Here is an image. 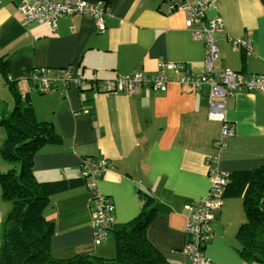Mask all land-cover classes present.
<instances>
[{
	"label": "crops",
	"instance_id": "1",
	"mask_svg": "<svg viewBox=\"0 0 264 264\" xmlns=\"http://www.w3.org/2000/svg\"><path fill=\"white\" fill-rule=\"evenodd\" d=\"M84 1L102 17V31L86 15L64 16L55 30L46 24L23 26L16 3L0 0V59L6 61L8 81L13 82L4 75L7 88L24 93L19 99L30 104L34 120L52 123L60 136L58 144L43 147L33 159L38 181L68 182L51 195L46 210L47 220L55 224L51 254L58 259L83 252L108 257L110 229L99 245L92 242L91 214L97 198L112 204L113 228L137 217L147 196L156 209L146 229L148 241L167 264H185V205L208 195L210 168L233 175L264 166V97L244 89L226 97L224 122L234 135L224 138L218 149L215 142L224 122L208 116L207 86L179 83L174 73L165 71L169 82L164 92L148 86L132 95L99 92L103 81L135 70L151 74L162 63L203 73L206 49L192 38L182 12L168 14L160 8L165 0ZM211 1L201 19L219 17L223 25L216 36L219 58L214 73L264 74V0ZM238 39L250 42V52L232 44ZM66 69L82 76L81 84L59 80ZM39 70L46 71L44 78L55 79L53 90H30ZM12 105L0 79V122L11 114ZM4 138L0 125V147ZM86 159L85 167L106 164L90 190L86 182L74 180ZM10 168L0 155V173ZM1 193L0 186V232L10 211ZM242 194L237 186H229L210 226L213 237L204 255L215 264H264L244 261L229 240L232 234L223 228L230 225L225 223L229 216L244 217Z\"/></svg>",
	"mask_w": 264,
	"mask_h": 264
},
{
	"label": "trees",
	"instance_id": "2",
	"mask_svg": "<svg viewBox=\"0 0 264 264\" xmlns=\"http://www.w3.org/2000/svg\"><path fill=\"white\" fill-rule=\"evenodd\" d=\"M5 62L0 59L3 76H7ZM6 79L13 84L8 76ZM14 96L16 106L0 122L5 131L0 155L13 166L6 173H0L2 199L10 204V211L1 224L0 264H167L146 237V229L156 212L147 196L137 217L109 228L114 236V258L105 259L87 252L66 259L52 256L55 224L47 220L44 210L51 204V195L68 182L38 181L33 172V159L43 147L58 144L60 136L52 123L34 120L30 104L21 102L16 91ZM224 124L231 127L227 122ZM74 180L86 182L81 177ZM229 183L226 189L235 185L243 192L245 220L235 235L239 254L244 261L261 262L264 260V166L250 172L229 173Z\"/></svg>",
	"mask_w": 264,
	"mask_h": 264
},
{
	"label": "built area",
	"instance_id": "3",
	"mask_svg": "<svg viewBox=\"0 0 264 264\" xmlns=\"http://www.w3.org/2000/svg\"><path fill=\"white\" fill-rule=\"evenodd\" d=\"M16 3L20 21L23 26L33 23L49 25L53 30L57 27V22L64 16L86 15L91 17L97 25L98 31L104 28L103 20L98 11L84 0H12ZM211 0H165L160 8L165 9V13L182 12L185 15V27L190 31L194 40L201 41L205 45L206 55L204 58L203 73L192 74L189 69L182 64L162 63L158 65L156 72L145 74L141 71H133L129 74L119 75L114 80L103 81L99 90L104 93H124L126 95L135 94L136 91L148 86L155 92H164L167 88L169 76L165 71H170L176 75L179 83L191 84L197 89L204 86L209 88L208 92V116L213 121H225L224 100L242 89L255 91L264 97V74H252L244 76L239 72L225 70L214 73L213 65L219 58L218 33L223 31L222 21L215 17L204 22L201 18L204 12L211 7ZM235 47L243 46L247 52L251 50V44L247 40H234ZM61 80L64 84L72 82L74 85L81 84L82 76H76L71 69L62 70ZM46 71L39 70L34 73L30 90H41L48 92L54 89L55 79L44 78ZM218 78V79H217ZM24 99L25 94L19 93ZM234 130L224 124L221 129V138L215 142L219 149L224 146L223 139L233 136ZM211 160L209 161V163ZM80 177L87 181V188L93 189L96 179L101 177L106 164L104 162L92 163L85 167L82 163ZM208 195L196 202L187 203L186 222L184 227L185 243L181 253L186 261L185 264H215L204 255V248L213 237L210 226L215 219L216 213L220 210L226 187L229 183V174L220 171L213 172L210 168ZM112 204L105 197L97 198V207L91 214V227L93 230L92 240L99 245L107 235L109 228L113 224L111 217Z\"/></svg>",
	"mask_w": 264,
	"mask_h": 264
},
{
	"label": "rangeland",
	"instance_id": "4",
	"mask_svg": "<svg viewBox=\"0 0 264 264\" xmlns=\"http://www.w3.org/2000/svg\"><path fill=\"white\" fill-rule=\"evenodd\" d=\"M0 79L4 83V85L6 87V90L8 92V95L10 96L11 101L13 102V105L8 109L9 112L11 113L13 108L16 106V102H17V100H16V98L14 96L15 89H11L10 90V89L7 88L6 80H5L4 76L1 73H0ZM86 161H87V159L86 160H82V163L85 166L87 165ZM209 161H210V159H209ZM5 171H6V169H5ZM105 171H106V169L104 170V172ZM86 186H87V181H86ZM47 209H48V207L45 208L44 213L46 212ZM44 215H45L46 218H48V211ZM239 220H242V221L240 222ZM244 220H245V216L242 219H237L234 216H229V221H226L225 223H229L230 225L229 226L223 225V228H225V230H227V228H228V232H230V234H232V236H230L229 240H233L235 247L237 246V242H236V240H234V235H235V233H237L239 226L243 223ZM107 239H108V244H109V247H110V253H109L108 257H103V258L112 259V258L115 257V247H114V236H113V234L109 233L108 236H107ZM92 242H93L94 245H97L93 240H92ZM94 254H98V253H94ZM247 264H254V263H247Z\"/></svg>",
	"mask_w": 264,
	"mask_h": 264
}]
</instances>
